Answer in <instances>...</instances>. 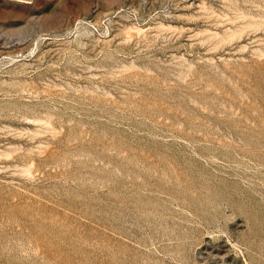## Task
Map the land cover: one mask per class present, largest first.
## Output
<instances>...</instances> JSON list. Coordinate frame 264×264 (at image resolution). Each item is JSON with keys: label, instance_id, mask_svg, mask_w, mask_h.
I'll return each mask as SVG.
<instances>
[{"label": "rangeland", "instance_id": "obj_1", "mask_svg": "<svg viewBox=\"0 0 264 264\" xmlns=\"http://www.w3.org/2000/svg\"><path fill=\"white\" fill-rule=\"evenodd\" d=\"M0 264H264V0H0Z\"/></svg>", "mask_w": 264, "mask_h": 264}, {"label": "bare ground", "instance_id": "obj_2", "mask_svg": "<svg viewBox=\"0 0 264 264\" xmlns=\"http://www.w3.org/2000/svg\"><path fill=\"white\" fill-rule=\"evenodd\" d=\"M240 17V16H239ZM243 17V16H242ZM245 17V16H244ZM244 19V18H243ZM237 20V19H236ZM247 24H250V25H259V24H261V21H258V20H253L252 19V21H250L249 23H247ZM258 27V26H257ZM128 28V27H127ZM164 28V27H163ZM131 29H133V30H136V31H138L139 33H141L143 30L142 29H140V28H138V27H134L133 26V28H131L130 27V30ZM246 29V28H245ZM129 30V31H130ZM34 31V28H33V26H32V24H30V23H27L26 24V26L24 27V29H21L20 30V33H23V34H25V35H30L32 32ZM210 31H212V30H210ZM240 32L241 31H238L237 29H232V28H229V29H227L223 34H221V33H219V32H212L211 33V36L213 37V38H216V39H222L221 41H225L226 42V40L228 41L230 38H235L236 36H238L239 34H240ZM231 40V39H230ZM219 44V43H218ZM37 121V120H36ZM39 123V122H38Z\"/></svg>", "mask_w": 264, "mask_h": 264}]
</instances>
